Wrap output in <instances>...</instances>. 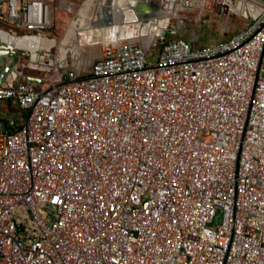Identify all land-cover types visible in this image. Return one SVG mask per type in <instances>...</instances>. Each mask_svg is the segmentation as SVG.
Returning a JSON list of instances; mask_svg holds the SVG:
<instances>
[{
	"label": "built area",
	"instance_id": "obj_1",
	"mask_svg": "<svg viewBox=\"0 0 264 264\" xmlns=\"http://www.w3.org/2000/svg\"><path fill=\"white\" fill-rule=\"evenodd\" d=\"M54 2L0 0V25L49 35ZM101 54L0 83L25 112L0 119V264H264V8Z\"/></svg>",
	"mask_w": 264,
	"mask_h": 264
},
{
	"label": "water",
	"instance_id": "obj_2",
	"mask_svg": "<svg viewBox=\"0 0 264 264\" xmlns=\"http://www.w3.org/2000/svg\"><path fill=\"white\" fill-rule=\"evenodd\" d=\"M115 1V0H114ZM123 4L116 3L121 9H130L137 17L132 19L130 22H137L144 26L150 24L157 29V34L153 37L152 42H157L160 39H171L168 38L169 34H178L179 37L188 34L186 38L191 47L200 46V36L198 33V27L188 28L185 24L186 20H189L188 13L194 7L188 8L183 7L174 2V0H122ZM117 2V0H116ZM237 3L245 5H254L258 8V14L264 8V0H238ZM113 3H111L112 6ZM223 6H230L227 1L222 0ZM107 0L100 4L101 12L103 17H100L94 23L90 15L86 26H93L98 28H104L107 25H112L115 21L110 18ZM236 4H234L235 6ZM202 12V9L200 10ZM236 12V11H235ZM238 12V11H237ZM166 14V20L163 24L159 23L158 20L161 15ZM251 18L256 14L248 13ZM121 23L118 22L116 30L117 37L120 36ZM129 27V25H128ZM65 36V35H64ZM148 36V35H146ZM144 35L137 37H126L122 40L108 39L106 43L120 44L123 42H140L139 40L147 39ZM63 37V36H62ZM176 37V38H179ZM174 39V38H173ZM45 41L43 43L42 41ZM52 40V41H50ZM56 38L50 37L49 35H43L41 33H26L23 37L20 36L15 30L6 28L0 25V83L6 81H21L24 80L28 83L39 84L41 82L40 72L50 70L54 64L62 69L70 67L67 61V52L70 49L69 44L57 45ZM80 37H78V41ZM50 41V42H49ZM216 43V42H209ZM207 43V44H209ZM101 46V44H92ZM205 45V44H204ZM65 46V47H64ZM55 47V52H51V48ZM102 56L101 50L94 54L92 59L88 62L82 63L81 68H87L95 59ZM27 58V62L25 59ZM29 69V71H28ZM5 128V124H3Z\"/></svg>",
	"mask_w": 264,
	"mask_h": 264
},
{
	"label": "rangeland",
	"instance_id": "obj_3",
	"mask_svg": "<svg viewBox=\"0 0 264 264\" xmlns=\"http://www.w3.org/2000/svg\"><path fill=\"white\" fill-rule=\"evenodd\" d=\"M74 3V6L66 7L61 9V17L53 13V25L48 30L51 33L50 37L60 38L64 36L73 22L75 26H80L83 17L82 14H90L92 4L90 0H71ZM238 0H232L233 4H237ZM57 3L55 0L53 6ZM226 6H223L222 0H197L196 5L188 13L189 20L185 21V24L188 28L198 27V33L200 36L199 45L202 46L209 42H220L226 39L231 33L240 29L245 25L250 19L251 16L248 15L244 17L239 12H234L231 9H225ZM202 9V12L200 10ZM88 21V18H86ZM189 35L185 34L183 37L187 38ZM147 39L139 40L140 42L151 43L153 41L152 36H146ZM179 37L178 34L171 35L169 34L168 38ZM158 42V41H157ZM86 44V45H85ZM103 45V44H102ZM102 45L99 47L97 45L80 43L77 45L76 49L69 50L67 52V61L69 66H74L88 62L92 59L95 53L99 52L102 48ZM56 48L52 47L51 52H55ZM158 50L157 46L150 49L151 53H156ZM149 61H153L149 57ZM54 66V65H53ZM52 66V67H53ZM51 67V68H52ZM50 68V69H51ZM29 71V69H28ZM48 71V70H47ZM45 71L40 72L42 75ZM5 111L7 107H2ZM7 108V109H6ZM14 116H15V125H18L24 121L25 112L23 109L19 108L16 104L13 106ZM10 126V125H9Z\"/></svg>",
	"mask_w": 264,
	"mask_h": 264
},
{
	"label": "bare ground",
	"instance_id": "obj_4",
	"mask_svg": "<svg viewBox=\"0 0 264 264\" xmlns=\"http://www.w3.org/2000/svg\"><path fill=\"white\" fill-rule=\"evenodd\" d=\"M114 0H107V3L111 4ZM116 1V0H115ZM227 1L229 4L230 1ZM121 3L123 4L122 0H117V3ZM243 5L245 6L248 10L250 14H256L258 8L256 6H254L253 4L251 5H245L242 3H237V5ZM109 6V5H108ZM107 6V7H108ZM110 7V18H112L115 22L112 25H107L104 28H98V27H93L91 26H86V21H82L80 26H75L74 23L72 22L65 34V36L60 37L56 40V44L57 45H67L69 44L70 49H76L77 45H79L80 43H87V44H105L106 41L108 39H114V40H122L126 37H137L139 35H148V36H155L157 34V29H155L153 26H151L150 24H145L144 26H141V24L137 23V22H130L129 24H127V21H132V19H135L136 17H133L131 19L128 20H124L123 17H121L118 12L116 11L115 8ZM234 9H236V7H233ZM101 7H99L98 9V13L100 14V17H103L102 12H101ZM107 11H109L107 9ZM166 20V14L161 15V18L158 20L159 23L163 24ZM94 23H96L97 20H93ZM86 22V23H85ZM118 22H122L121 23V29H120V36L117 37L116 35V30L118 27ZM129 25V27H128ZM78 37H80V40L78 41ZM52 41V40H50ZM49 41V42H50ZM43 43H45V41H42ZM86 45V44H85ZM65 47V46H64Z\"/></svg>",
	"mask_w": 264,
	"mask_h": 264
},
{
	"label": "crops",
	"instance_id": "obj_5",
	"mask_svg": "<svg viewBox=\"0 0 264 264\" xmlns=\"http://www.w3.org/2000/svg\"><path fill=\"white\" fill-rule=\"evenodd\" d=\"M56 1H57V3L54 5L53 13L59 17L63 16L61 9H65L66 7L70 8L71 6H74V3L71 0H56ZM90 1H92L91 2L92 4H90V7L92 8V10H91V13L88 15L86 13L82 14L84 21H86V18H88L89 15H90L91 19L98 20L100 14L97 11L100 7V4L106 0H90ZM146 1H147V3L149 2L148 0H146ZM228 1H230L231 4L228 3L230 6H226L225 9H231L234 12L236 11V13L238 11L244 17H247L249 15L248 14L249 10L245 6L240 5V4H238V5L236 4L234 6L232 0H228ZM112 3H113L112 6L110 3H109L110 4L109 6L115 8L116 11L118 12V14L124 18V20L125 19L128 20V19H131L133 17H137L130 9L129 10L128 9H122V8L120 9L119 6H116V3H117L116 1H113ZM118 4H121V3L118 2ZM109 6H108V10L110 12L111 9ZM233 7H236V9H234ZM17 33L23 37L27 32L17 31ZM48 34L51 35V33H49V31H48ZM14 105H15V103L12 101H0V119L4 123H6L7 125H10V126L15 125L14 124L15 123V116H14L15 114H14V109H13ZM2 107H7L8 109L6 108L7 110L5 111V109Z\"/></svg>",
	"mask_w": 264,
	"mask_h": 264
},
{
	"label": "flooded vegetation",
	"instance_id": "obj_6",
	"mask_svg": "<svg viewBox=\"0 0 264 264\" xmlns=\"http://www.w3.org/2000/svg\"><path fill=\"white\" fill-rule=\"evenodd\" d=\"M25 61H26V62L28 61L27 58L25 59Z\"/></svg>",
	"mask_w": 264,
	"mask_h": 264
}]
</instances>
